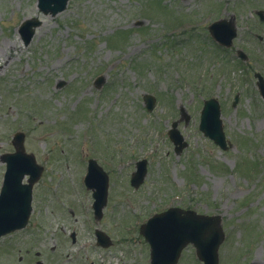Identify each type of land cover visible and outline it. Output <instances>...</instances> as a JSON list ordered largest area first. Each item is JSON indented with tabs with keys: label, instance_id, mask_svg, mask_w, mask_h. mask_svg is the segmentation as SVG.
I'll return each instance as SVG.
<instances>
[{
	"label": "rangeland",
	"instance_id": "1",
	"mask_svg": "<svg viewBox=\"0 0 264 264\" xmlns=\"http://www.w3.org/2000/svg\"><path fill=\"white\" fill-rule=\"evenodd\" d=\"M254 9L264 0H68L55 15L37 0H0V177L16 131L43 166L26 226L0 236V264H148L139 225L170 206L221 216L218 264H264V98L253 75L264 77V23ZM231 15L237 33L223 47L207 27ZM30 17L41 23L25 45L18 28ZM209 97L227 149L198 128ZM177 120L180 153L167 134ZM90 158L108 175L98 220L83 183ZM96 228L110 245L96 244ZM177 264L202 261L188 244Z\"/></svg>",
	"mask_w": 264,
	"mask_h": 264
},
{
	"label": "water",
	"instance_id": "2",
	"mask_svg": "<svg viewBox=\"0 0 264 264\" xmlns=\"http://www.w3.org/2000/svg\"><path fill=\"white\" fill-rule=\"evenodd\" d=\"M67 1L37 0V6L44 14L55 15L66 7ZM40 23L39 19L31 17L20 24L19 33L25 45ZM208 29L211 36L225 46H230L236 35L232 18L228 21L225 19L214 21ZM255 76L258 78V89L264 97V79L258 73ZM102 80V77H99L96 84L99 85ZM143 99L146 107L151 109L154 98L145 94ZM176 125L177 121H174L168 133L175 144L174 150L179 153L186 146V142L183 141ZM199 129L221 148H227L220 119V106L216 98L204 100ZM22 142L23 134L19 132L13 140L15 152L3 156L7 168L0 191V235L25 226L31 210L32 185L43 169L41 165L36 164L32 154L24 152ZM136 165L137 170L130 179L134 187L139 186L146 173L145 160L138 161ZM24 174H29V178L27 183L22 184ZM85 184L88 188L94 189V214L96 218H100L106 203L107 175L94 160H90ZM140 233L150 246V264H176L181 250L188 243L195 247L196 255L202 264H218V248L224 239L220 215L198 214L194 210H182L179 207H169L153 214L140 226ZM95 234L98 244L107 246L110 243L108 236L102 231L96 230Z\"/></svg>",
	"mask_w": 264,
	"mask_h": 264
},
{
	"label": "flooded vegetation",
	"instance_id": "3",
	"mask_svg": "<svg viewBox=\"0 0 264 264\" xmlns=\"http://www.w3.org/2000/svg\"><path fill=\"white\" fill-rule=\"evenodd\" d=\"M257 10H260V11H257ZM253 16L256 17L257 16V20L258 22L260 23H264V9H254L253 10ZM255 36H257L258 39H261L263 38V35H260V34H257V33H254ZM1 178V177H0ZM40 264V263H39Z\"/></svg>",
	"mask_w": 264,
	"mask_h": 264
}]
</instances>
